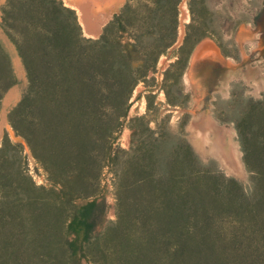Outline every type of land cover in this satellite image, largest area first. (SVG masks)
I'll return each mask as SVG.
<instances>
[{
  "label": "trees",
  "instance_id": "16d2710c",
  "mask_svg": "<svg viewBox=\"0 0 264 264\" xmlns=\"http://www.w3.org/2000/svg\"><path fill=\"white\" fill-rule=\"evenodd\" d=\"M14 1L7 0L3 27L14 20L19 38L7 31L29 80L15 113L53 181L67 177L68 191L58 200L59 212L65 202L69 211L64 220L35 196L42 218L35 230L43 239L31 248L44 264H264V214L218 208L211 195L223 185L210 187L213 178L180 141L177 159L135 162L138 191L131 200L120 191L116 219L96 232L107 209L100 195L104 164L134 88L175 42L181 0H126L97 39L83 36L75 11L61 0H25L19 7ZM125 35L133 41L124 43ZM149 35L156 37L141 45ZM148 180L152 193H140ZM224 186L240 199V186ZM78 198L84 203L76 204Z\"/></svg>",
  "mask_w": 264,
  "mask_h": 264
},
{
  "label": "rangeland",
  "instance_id": "374dc122",
  "mask_svg": "<svg viewBox=\"0 0 264 264\" xmlns=\"http://www.w3.org/2000/svg\"><path fill=\"white\" fill-rule=\"evenodd\" d=\"M21 1L25 0L14 1L16 7ZM61 1L75 11L83 36L92 39L101 35L126 2L118 0L107 18L100 15L103 21H97L96 16L80 12L78 5L82 0ZM6 3L7 0H0V264H44L43 256L31 248L43 239L35 230L42 226L35 196L56 208L53 213L58 211V216V200L64 199L68 191L64 183L67 177L60 173L59 179L56 174L53 181L22 133L27 127L15 108L29 89V80L9 34L19 38L11 28L14 20L8 19L10 25L3 27ZM94 25L97 35H89ZM187 34L190 37L185 42ZM155 37H144L140 44L147 46ZM128 41L133 40L125 35L123 42ZM141 63L140 58L133 65ZM127 112L102 170L100 195L106 200L107 209L96 232L104 231L116 219L120 191L129 200L138 191L134 186L138 179L133 170L135 162L177 159V141L189 145L203 164L213 178L210 187L223 185L220 194L211 195L219 199L218 208L226 210L230 205L235 209H258L264 214L260 211L264 210V0H181L175 42L160 55L156 68L136 85ZM203 112L206 116L200 125L205 126L212 119L229 128V141L237 146L244 168L241 174L230 171L208 150V143L205 150L193 143L189 126ZM224 185L240 186V199L236 201L233 191ZM150 189L148 180L139 192L151 194ZM122 199L125 204V197ZM75 203L84 201L78 198ZM68 212L65 202L60 221ZM263 224L264 218L261 227ZM82 264L91 263L83 259Z\"/></svg>",
  "mask_w": 264,
  "mask_h": 264
},
{
  "label": "bare ground",
  "instance_id": "6f19581e",
  "mask_svg": "<svg viewBox=\"0 0 264 264\" xmlns=\"http://www.w3.org/2000/svg\"><path fill=\"white\" fill-rule=\"evenodd\" d=\"M81 3V5H78V9L80 10V12L82 11L83 13H89L93 17L96 16L97 21H103V17L105 20L109 12L115 7H117L119 1L105 0L94 2L91 0L87 2V0H82ZM100 15L103 17H101ZM82 22H84V20ZM86 25L87 24L85 23V26ZM92 28L94 30L89 33V35H97V25H94ZM205 116L206 114L203 112L198 117L193 118L191 122L192 128L194 130L193 135H195L197 147L199 149L205 150L207 149L208 143V150L215 153L219 157L221 162L230 171L235 172L236 174H241L244 171V168L239 157V151L237 149V146L234 142L229 141V135H231L229 128L225 126H219V124L212 119H209L210 121H206L205 126L200 125V120ZM211 134H213L212 138Z\"/></svg>",
  "mask_w": 264,
  "mask_h": 264
},
{
  "label": "water",
  "instance_id": "95a60500",
  "mask_svg": "<svg viewBox=\"0 0 264 264\" xmlns=\"http://www.w3.org/2000/svg\"><path fill=\"white\" fill-rule=\"evenodd\" d=\"M189 129L192 131V132H194V130H193V128H192V125H190L189 126ZM193 143L195 144V146L197 147V145H196V141H195V135H193ZM198 148V147H197Z\"/></svg>",
  "mask_w": 264,
  "mask_h": 264
}]
</instances>
